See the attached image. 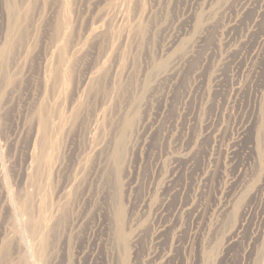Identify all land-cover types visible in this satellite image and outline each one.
<instances>
[{
	"label": "rangeland",
	"instance_id": "374dc122",
	"mask_svg": "<svg viewBox=\"0 0 264 264\" xmlns=\"http://www.w3.org/2000/svg\"><path fill=\"white\" fill-rule=\"evenodd\" d=\"M0 264H264V0H0Z\"/></svg>",
	"mask_w": 264,
	"mask_h": 264
},
{
	"label": "bare ground",
	"instance_id": "6f19581e",
	"mask_svg": "<svg viewBox=\"0 0 264 264\" xmlns=\"http://www.w3.org/2000/svg\"><path fill=\"white\" fill-rule=\"evenodd\" d=\"M11 206V205H10ZM17 208V207H16ZM26 227V226H25Z\"/></svg>",
	"mask_w": 264,
	"mask_h": 264
}]
</instances>
